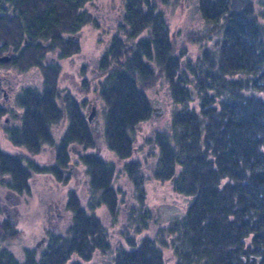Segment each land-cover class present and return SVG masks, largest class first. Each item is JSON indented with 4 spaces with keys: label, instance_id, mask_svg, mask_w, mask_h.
Returning a JSON list of instances; mask_svg holds the SVG:
<instances>
[{
    "label": "trees",
    "instance_id": "1",
    "mask_svg": "<svg viewBox=\"0 0 264 264\" xmlns=\"http://www.w3.org/2000/svg\"><path fill=\"white\" fill-rule=\"evenodd\" d=\"M48 2L0 0V54L12 46L18 56L11 62L42 66L36 51L42 45L39 39L59 42L63 29L75 31L93 22L85 0L80 13ZM126 3L127 35L134 38L144 29L151 34L127 50L122 39L114 37L111 60L104 56L99 62L103 141L112 160L95 147L98 140L77 101L53 86L55 76L49 91L37 86L19 101L18 122L3 121L0 110L7 138L28 151L11 153L0 147V183L25 194L31 192L33 175L50 173L68 186L61 168L70 161L68 144L75 142L83 150L88 196L86 207L78 191L66 186L70 225L64 232H48L42 250L26 249L22 257L4 242L18 232L7 217L0 218V264H166L161 245L168 240L135 234L147 225L142 209L128 221L135 230L124 231L127 245L114 250L101 217L93 212L104 203L116 224L118 204L128 194L115 188L118 166L132 183L133 198L143 203L148 164L153 177L170 179L174 190L192 197L169 226L175 264H264V0H198L203 24L181 43L172 39L156 0ZM66 13L72 25L66 23ZM187 42L195 43L198 51L188 53ZM154 82L165 88L175 106L169 122L137 146L140 127L153 117L146 89ZM65 118L69 122L56 137L54 128ZM45 147L52 160L37 162L33 155ZM143 148L157 152L139 159L136 151ZM110 251V261H91Z\"/></svg>",
    "mask_w": 264,
    "mask_h": 264
},
{
    "label": "rangeland",
    "instance_id": "2",
    "mask_svg": "<svg viewBox=\"0 0 264 264\" xmlns=\"http://www.w3.org/2000/svg\"><path fill=\"white\" fill-rule=\"evenodd\" d=\"M125 2L126 0L92 1V11L97 16L96 19H98L97 22L99 24L98 26L94 24L95 26L93 25L94 27H91V24L93 23H90L82 29V35H80L81 54L78 56V58H70L69 61H66V63L63 62L62 66H60V71L57 78L59 90H61L63 86L67 87L68 89H66V91H69L71 94L75 93V96L78 98H80L82 93L85 92L84 86H88V83L85 84L80 80V78L83 79L84 74V71L80 72V70H82L81 65L83 63H87V65H94V54L97 53V56H100L102 51L105 50L106 46L109 45V40L112 33L122 31L120 25L122 23L119 21L120 16L118 15V12L122 13L123 9L121 8L122 6L124 7ZM156 2L158 6L157 8L161 9L165 13L172 39L178 40L180 43L183 42V38H186V36H188L195 28H199L201 27V24H203L198 11V0H169V2L166 4L161 2V0H156ZM122 18L123 20L125 19L124 14L122 15ZM101 19L104 20L101 21ZM125 33H128V29H126ZM139 34L140 35H137L134 38H132L130 35H126L127 40L123 42L126 46L123 45L125 48L122 49H129V47L132 46L130 43L135 44L137 39H139L141 36H147L151 34V30L144 29L141 30ZM118 36L120 35H117V37ZM187 44L189 50L188 53L192 54L198 51L197 45H195V43L187 42ZM126 54L127 52H125V57ZM100 72V76H103V71L101 69ZM30 75L33 77L36 76V70H31ZM40 77L41 75L35 77L34 79ZM156 83L157 82H154L152 86H149L146 89V91L149 98L151 99L152 107H154V109L158 111L160 115L153 114V117L149 121L142 124L139 129V134H137V146L143 145L142 139L144 136L146 137L148 135H154L156 130H160L169 122V112L171 108L175 106L172 104L171 97L169 93L165 91V88H163L161 84L157 85ZM76 84H79L80 86H76ZM78 90L81 92V94H79ZM57 99L62 101L60 96H58ZM95 108L96 114H93V124L96 126L95 133L98 140L97 149L99 152H102V155H104L106 158L112 160L114 156L110 153V151L108 152L104 146V137L102 133L103 116H99L98 103ZM4 117L6 116L3 115V118ZM3 121H5V119ZM11 122L13 121L11 120ZM65 127L66 124H64V121L57 123L54 128L56 137H60L62 135ZM0 147L3 150L11 153H28L25 147L13 144L7 138L5 131L1 127ZM79 148L80 146L78 144L72 143L68 150L71 155V162L67 164L68 167L65 166L67 167V171H65V173H67L71 179L68 182V186L54 180L53 174L49 173H36L30 178V193L18 194L12 190H9L5 184L0 183V218L7 217L13 225L15 231L18 232L17 234L13 235L14 237L12 239L9 238L4 242H6L7 245H10L9 247H11L16 255L22 257L26 249L36 248L41 250L46 246V239L42 240L44 234H48L44 231L46 229L45 226H47V230H49V228L52 229L53 227L52 225H47L49 223L46 219V211L49 203L53 204L57 202V204H59L56 214L59 213L61 217H54L53 220H49V222L52 221L51 223H55L58 226L57 232H64L67 229V225H70L71 212L66 207L65 188L76 187V189L81 190H78V195L84 205L87 207L86 204L88 202V196L86 195L87 189H85L84 185L87 183L85 181L87 174L85 172V166L81 164V161L78 157L80 153ZM147 150L148 149L146 148L139 149L136 151L135 156L139 159H143L145 156H148L149 151L157 152L156 148H150L148 151ZM33 158L40 163L49 162L50 159L52 160V157H50L49 147H45L43 151L33 155ZM152 160L153 156L151 155V157H149L150 164ZM145 169L146 178L144 180V187L146 193L143 203H140L135 197L133 198L131 191L133 189L132 183L128 179L126 173L123 171V168L118 166L114 180L115 188L120 190L121 193L127 192L128 194H126V197L128 199L123 196L121 198V203L118 204V210L120 212L118 214L116 224L115 222L113 223V217L110 215L104 203L96 207L93 212L101 217V220L107 229V234H109L112 250H114L118 247V245H127L124 231L127 230V227L129 228L130 233L131 231L134 232L135 230V227L132 228L128 225V221H130V217L134 213L138 214L140 209H142V211L145 212L147 216V225L141 230V232L137 231L136 229V236H149L157 242L159 241L158 239L160 237L164 238L165 242L168 240L169 242L167 241V245H161L166 260L165 263L175 264L173 251L170 248V243L174 235L170 234L169 226L176 218H179L183 215V213L186 211L187 205L192 200V197L174 190L170 179L162 180L153 177L150 174L151 165L148 164ZM3 176L4 175L0 174V181L2 179L1 177ZM122 199H124V205L122 204ZM3 206H8L10 208L9 214H6V212L3 210ZM131 207H135V210H130ZM136 209L139 210L136 212ZM147 211L148 213H146ZM113 252L114 251H110L107 253V256H104L106 259L96 254V256H94L91 261L94 263H101L104 260L110 261Z\"/></svg>",
    "mask_w": 264,
    "mask_h": 264
},
{
    "label": "flooded vegetation",
    "instance_id": "3",
    "mask_svg": "<svg viewBox=\"0 0 264 264\" xmlns=\"http://www.w3.org/2000/svg\"><path fill=\"white\" fill-rule=\"evenodd\" d=\"M39 1L41 0H33L35 4H38ZM45 1H50L48 3H55L56 5L58 4L59 6L65 5L67 8L68 6L73 7V9L77 8L78 13H80L81 8H82L81 0H45ZM66 1H69L72 5L66 4L65 3ZM92 1L93 0H85L84 7L86 10L89 11V14L92 17L93 22H88L84 24L79 30H75V31L63 29L60 32V37H61L59 41L60 43L55 42L54 39L52 40L50 38L45 39V40L39 39V43L41 42L42 45L38 46L36 51L38 52L40 59L42 58V61H43L42 66L39 63L37 64L29 63L27 66H24V63H20L18 61L11 62L13 58L18 56V50H14L12 46H9L7 50H5L4 52L0 54V55L9 54L11 56V59L8 61H5V62L0 61V110L3 111V115L6 116L4 117V119L9 125H12V123L15 120H16L15 122H18L21 111H22V105L19 103V101H21L22 99H24L25 96L31 93L30 89L37 87V86H42L44 88V91H49L47 87L52 86L53 84V83H50L49 80L53 79L54 76H55V79L57 80L59 71H60V66H62L63 62L66 63V61H69L70 58L72 59L78 58V56L81 54L80 35H82V31H83L82 29L86 25H89L90 23H93L91 24V27H94L95 25L98 26L99 24L97 22L98 19H96L97 16L92 11ZM126 2L124 4V7L122 6L121 8L123 9L122 13L118 12V15L120 16L119 21L122 23L120 24L122 31H117V32L112 33L111 38L109 40V45L106 46L105 50L102 51L100 56H97V53L94 54V59H95L94 65H87V63H83L81 65L82 70H80V72L84 71V74H83V79L80 78V80L85 84L88 83V86H84L85 92L82 93L80 98H78L75 96V93L71 94L69 91H66V89H68L67 87L63 86V88L61 89V90L64 89L63 90L64 92H69L70 96L73 97L77 101V103L80 105L81 111L83 113V117L88 123L90 130L95 139H97V137L95 133L96 126L95 124H93V117H94L93 114H96L95 107L97 106V103H98L99 116L103 115L102 105L104 104L102 96L98 90V86H99L98 81H99V78L102 77L100 76L101 72L99 69V62L102 58H104V56L108 57L109 60H111L110 59L111 49L109 50V48L112 47V42H113L114 37H117V35H120L118 37H120V39H122L123 42L127 40L126 39L127 34L125 33L127 28H124V26L128 27V22L126 20V17L128 16ZM3 6L6 9H9L11 11L9 3L4 2ZM67 11H69V9H67ZM123 14L125 15V19H124L125 21L122 18ZM0 15H1V12H0ZM66 15L68 14L67 13L65 14L66 23L68 25H72L71 19H66ZM103 20L104 19H101V21ZM25 41H26L25 43L28 42L27 39H25ZM120 55H124V52L120 53ZM31 70H36V76L33 77L32 75H30ZM40 75H41L40 78L34 79L35 77L40 76ZM53 86L58 87L59 84L56 82L55 85ZM76 86H80V85L76 84ZM78 92L79 94H81L79 90ZM149 100L151 102L150 98ZM11 120L13 122H11ZM63 121H64V124L67 125V123L69 122V118L62 119L60 122H63ZM72 143H75V142H71L68 144V150ZM95 147H97V142H96ZM79 149H80V153L78 157L80 159V156L83 154V150L81 146ZM70 160H71V155H70ZM81 164L83 165L82 161H81ZM67 167L63 166L61 169L63 171L64 177L68 178L70 181L71 179L69 178V175L65 173V171H67ZM85 181L87 182V177L85 178ZM74 188L76 189V187ZM76 190L78 191L79 189H76ZM58 207H59V204H57V202L53 204L49 203V206L46 211V219L48 220L47 222L49 223L47 225H52L53 227L52 229L49 228V230H47V226H45L46 229L44 231L47 233L57 232L58 230V226L55 223H51L52 221L49 222V220H53L54 217H61L59 213L56 214V210ZM3 210L6 212V214H9L10 208L8 206H3ZM70 219H71V216H70ZM68 226L69 225H67V228ZM43 239H46V242H47L48 234L47 235L44 234V236L42 237V240Z\"/></svg>",
    "mask_w": 264,
    "mask_h": 264
},
{
    "label": "water",
    "instance_id": "4",
    "mask_svg": "<svg viewBox=\"0 0 264 264\" xmlns=\"http://www.w3.org/2000/svg\"><path fill=\"white\" fill-rule=\"evenodd\" d=\"M10 59H11V56L9 54L0 55V61H2V62L8 61ZM152 110H153L154 115H160V113L158 111H156L154 109V107H152Z\"/></svg>",
    "mask_w": 264,
    "mask_h": 264
}]
</instances>
